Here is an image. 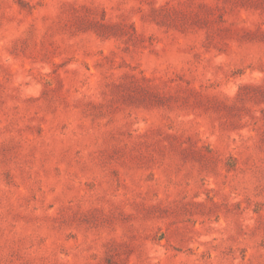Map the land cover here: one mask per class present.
I'll list each match as a JSON object with an SVG mask.
<instances>
[{"label":"rangeland","instance_id":"1","mask_svg":"<svg viewBox=\"0 0 264 264\" xmlns=\"http://www.w3.org/2000/svg\"><path fill=\"white\" fill-rule=\"evenodd\" d=\"M0 264H264V0H0Z\"/></svg>","mask_w":264,"mask_h":264}]
</instances>
